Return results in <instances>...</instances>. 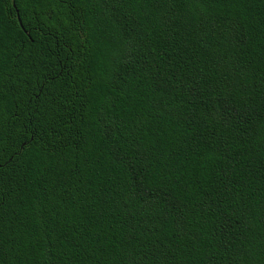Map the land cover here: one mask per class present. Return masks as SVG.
I'll list each match as a JSON object with an SVG mask.
<instances>
[{
  "label": "trees",
  "instance_id": "obj_1",
  "mask_svg": "<svg viewBox=\"0 0 264 264\" xmlns=\"http://www.w3.org/2000/svg\"><path fill=\"white\" fill-rule=\"evenodd\" d=\"M0 264H264V0H0Z\"/></svg>",
  "mask_w": 264,
  "mask_h": 264
}]
</instances>
